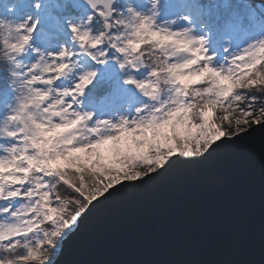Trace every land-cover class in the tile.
I'll list each match as a JSON object with an SVG mask.
<instances>
[{
	"label": "clouds",
	"instance_id": "obj_1",
	"mask_svg": "<svg viewBox=\"0 0 264 264\" xmlns=\"http://www.w3.org/2000/svg\"><path fill=\"white\" fill-rule=\"evenodd\" d=\"M7 2V13L0 15V75L3 76L7 85V98L0 108V141H3L5 146L19 144L20 148L19 154L12 157L11 166L0 164V190L11 183L18 182V180H13V177L20 174L21 171L25 178L30 177L27 182L32 184L36 183V175L41 170L50 176L54 172L61 173L60 179L53 181L51 190V195L55 196L58 201L57 209L53 210L50 204L42 209L60 222L64 217L72 216V211L77 209L82 211L87 207V205L79 206L80 196L87 200L88 195H92V197L96 195L94 190L98 189L103 182L101 180L103 172L98 170H107L108 164L111 162L136 160L135 170L137 172L141 168H145L149 172L155 171V168L145 166L136 157L143 155L148 158L154 149L158 151L160 147V144H150L149 142L153 139L154 133L158 131L153 118L157 116L161 105L169 98L172 90L170 81L175 80V83L180 85L184 91L178 97L180 104L169 120L168 127H171L175 121H184L189 132L192 129H197L200 134H203L209 125L212 128L227 126L230 129L245 123V118L241 117L238 111L229 112L223 107L216 108L214 119H209L213 116L211 101L215 100L218 92H222L227 99L226 89L232 87V82L221 77L215 71L207 70V60L212 57L208 56L207 50L199 52V49L204 47L203 45L190 43L189 36L177 34L192 31L177 27L181 23L178 17L168 19L162 17V0H144V8L135 12V15H133L135 5L132 0H128L124 9L112 7L116 0H95L93 13L84 24L89 26L92 20L97 21L98 27L95 30L103 34V43L109 45L106 51L116 43L108 35L109 31H121L123 28L121 31L123 36L128 31L126 27H123L125 22H134L135 18L142 13L151 20V27L141 30L136 35L137 42L131 46L132 50L116 55L112 61L117 65L122 82L136 81L141 69L148 70L142 78L140 87H137L136 83H125V87L129 88L134 97L143 103L133 101L124 107V112L132 116L133 119H145L148 122L143 126H133L130 132L121 133V136L131 134L133 137L125 155L100 159H97L95 154L85 156L89 150H81L78 146L96 135L92 129L96 128L100 135H108L109 127L98 123L93 116L87 114V110L82 107L83 97L80 90L73 89L72 91H75L76 94L69 96L61 94V91L55 89L51 84L47 85L46 91L32 86L34 83H46L45 76H48L53 82L61 77L67 79L71 71L82 68V65L79 62H73L72 69L65 71L61 55L54 51L46 52L40 49V55L33 67L29 68L30 62H26L25 57L30 50H32V55H36V50L32 44L33 32L28 29L30 20L36 18L18 15L16 0H7ZM31 3L35 11L41 10V0H31ZM250 3L264 4V0H250ZM104 17L108 19L106 20ZM36 27V23L32 22L31 28L34 30ZM91 30L92 28L89 27V31ZM169 33L172 34L169 35ZM189 48L197 51L193 64H168L169 58L175 57L178 61L182 59ZM79 49L81 53L79 60L97 54L96 49L87 41L80 43ZM228 49H231L230 45L225 47L223 52L212 53V56L220 59L221 66L230 56L236 54V50L229 51ZM59 51L63 52V45ZM57 59L61 60L60 65L56 64ZM253 59L257 63L264 61V48L254 56H249L250 63ZM36 66L40 68V75L30 76ZM255 66L253 64V67ZM51 72L56 74L50 75ZM26 77L29 79H25ZM235 83L238 85L239 80ZM258 91L264 92V88H260ZM189 98L194 103L190 108L183 107V101ZM137 108L140 111H137ZM226 117L228 118L226 119ZM113 118L105 117L104 119ZM256 118L264 120V112L258 113ZM245 130L247 129L237 127V130L231 135L239 134L240 131ZM181 140V138H174L169 141L179 142ZM73 145L77 147H73ZM209 146L210 144L206 145L204 151ZM144 148H147V151H140ZM60 149H66V154H58ZM134 149L135 154L133 155ZM30 153L31 155H29ZM195 154L202 155L203 153ZM79 157H84L86 163L68 165L69 161ZM21 165H23L22 169ZM107 178L104 176L105 180ZM113 182L118 181L114 180ZM40 232L47 234L44 236V258L40 262L28 260L25 264H47L52 251L48 240H52L53 236L50 235L51 229L47 224L40 228Z\"/></svg>",
	"mask_w": 264,
	"mask_h": 264
},
{
	"label": "snow or ice",
	"instance_id": "obj_2",
	"mask_svg": "<svg viewBox=\"0 0 264 264\" xmlns=\"http://www.w3.org/2000/svg\"><path fill=\"white\" fill-rule=\"evenodd\" d=\"M6 0H0L4 3ZM128 0H116L112 5L116 9H124ZM189 6L190 14L187 16H179L181 23L177 27L192 30L177 33L178 35L189 36V42L193 44L203 45L199 52L207 50L208 56L212 57L207 60L208 71H215L221 77H225L232 82V87L226 89L228 92L225 99L222 92H218L215 100L211 101L213 105L214 119L215 110L218 107L238 111L240 116L245 118L247 123L251 118L253 123H259L257 114L264 112V92L258 91L264 88V61L257 63L255 59L249 62V56H254L260 49L264 48V4L250 3V0H239L235 5L232 0H220L222 7L230 10L229 15L223 18L222 27L231 33L232 40L235 41L236 54L230 56L221 66L220 59L212 56V53H219L216 42L213 40V32L209 23L204 19L205 6L201 0H184ZM95 0H41L40 7L45 11H35L29 0H16V13L26 17L37 16L35 20H30L29 31L33 32L32 44L36 55H32V50L25 57L29 61V68L33 67L34 62L40 55L39 50L46 52L54 51L63 57L64 70L72 69L73 62H79L82 68H76L71 71L68 78L61 77L53 82L48 76L44 77L46 83H34L33 88L47 90V85L51 84L55 89L61 91L63 95H75L73 89L80 90L83 97L82 107L87 110V114L93 116L98 123L105 124L109 127L108 135H100L96 128L92 131L96 135L92 136L87 142L78 147L88 149L85 156L96 155L97 159L108 158L110 156L125 155L130 143L132 135L121 136L123 132H130L133 126H143L148 121L145 119H133L132 116L124 112V107L130 102L143 103V101L135 98L132 91L125 87V83H136L137 87L141 86L147 69H141L136 77V81L122 82V78L117 71V65L113 63L116 55L124 54L135 44L136 35L143 29L151 27V20L146 18L142 13L135 18L134 22H125L123 27L128 31L122 36L121 31L111 30L108 35L112 37L113 44L110 50L108 44L102 41L103 34L96 31L98 27L97 21L92 20L91 25L85 26L84 22L89 20L93 13ZM144 4L135 5L133 15L144 8ZM3 13L0 12V15ZM100 18L99 15L97 17ZM104 19H108L104 17ZM43 20V24L41 23ZM35 22L36 29L31 28V23ZM109 20V24H110ZM119 23V21H117ZM107 26V25H106ZM89 27L92 28L89 31ZM203 33H206L203 34ZM172 33H169L171 35ZM75 37V39H73ZM27 40V37H25ZM87 41L96 49L97 54L90 55L84 60H79L81 55L79 44ZM61 45L63 52L60 53ZM225 48L223 49V51ZM231 51L232 49H228ZM197 55L195 49L189 48L179 61L177 58H169V65L176 64H193ZM50 63V61H49ZM61 60L57 59L56 64L60 65ZM253 64L256 66L253 67ZM134 64V68H135ZM123 67V65H121ZM201 67H203L201 65ZM194 71V69H193ZM51 72L50 75H55ZM40 75L39 66L30 73V76ZM247 77L246 79H243ZM25 79H29L26 77ZM239 80L237 85L235 82ZM172 90L169 98L161 105L158 114L154 119V123L158 131L154 133L150 144L167 143L174 138L183 139L188 135V128L184 121H175L169 128L168 122L173 117L174 111L180 104L178 97L181 96L184 89L170 81ZM86 85V87H85ZM203 87L202 85H197ZM190 87V85H189ZM4 93L0 92V108H2L5 100ZM194 103L190 98L183 101V107L190 108ZM137 111H140L137 108ZM156 111V109H154ZM105 117H114L113 119H104ZM228 117H226L227 119ZM239 123V121H238ZM225 132L221 131L219 136H215L213 141L224 136ZM111 142L110 144L107 142ZM73 147H77L73 145ZM19 144H8L5 146L0 141V164H8L11 166L12 157L18 155ZM58 154H66V149H60ZM168 155L173 153L169 151ZM184 156L194 155L190 150L182 153ZM31 155V153L29 154ZM145 166L153 163L150 160H141ZM73 163L84 164V157L74 158L69 161L68 165ZM164 161H157L156 166L161 167ZM138 166V165H137ZM21 169L23 165L20 166ZM141 174L137 172L135 176H127V179H136ZM61 173L54 172L51 176L41 170L36 175V183L27 182L29 178H25L22 174L13 177L18 180L16 183L0 190V264H25L28 260L40 262L43 260L45 252L43 249L44 236L40 228L46 224L51 229V236H55L61 228V222L57 218H53L49 213L43 211V207L50 204L53 210L57 209L58 201L55 196L51 195L53 181L60 179ZM111 186V185H110ZM103 192H98L92 199H96ZM91 203V200L88 201ZM78 211L76 215L71 216L75 221L77 216L83 212ZM48 245L52 246V240H48ZM59 249H56V253Z\"/></svg>",
	"mask_w": 264,
	"mask_h": 264
},
{
	"label": "water",
	"instance_id": "obj_3",
	"mask_svg": "<svg viewBox=\"0 0 264 264\" xmlns=\"http://www.w3.org/2000/svg\"><path fill=\"white\" fill-rule=\"evenodd\" d=\"M246 129L109 187L51 264H263L264 120Z\"/></svg>",
	"mask_w": 264,
	"mask_h": 264
},
{
	"label": "rangeland",
	"instance_id": "obj_4",
	"mask_svg": "<svg viewBox=\"0 0 264 264\" xmlns=\"http://www.w3.org/2000/svg\"><path fill=\"white\" fill-rule=\"evenodd\" d=\"M59 3H63V0H58ZM134 5L137 4H144V0H132ZM163 2V11H162V17L164 19L172 18V17H179V16H187L190 14V9L189 6L184 0H162ZM29 3H31V0H29ZM224 9V8H220ZM8 11V2L0 3V12L3 14H6ZM45 9L42 7L40 12L43 13ZM33 18H37L36 15L33 16ZM41 23L43 24V20H41ZM222 24V22H219ZM223 29V28H222ZM206 35V33H203ZM215 42L217 44V48L219 52H223V49L225 47H228L229 45L231 46L232 50H238L236 47V43L234 40L231 38V33L222 30L221 34L218 36V38L215 39ZM227 55V53H225ZM29 62V61H26ZM0 92H4L3 97L4 100L7 98V85L3 79V76L0 75ZM252 121L251 118L248 119V122ZM247 122V123H248ZM246 124V123H244ZM244 124H239V125H244ZM236 126L235 128H240ZM248 125V124H246ZM170 128V126H169ZM245 129V128H244ZM223 131L225 132L221 127L218 128H212L210 125L207 129L204 130L203 134L199 133V130L197 129H192L190 132H188V135L184 137L181 141L175 142V141H168L166 144L161 143L160 147L157 150H153L152 154L146 158L143 155H139L136 157V159L141 160H150L153 163L148 165L147 167L150 168H155V171L159 170L160 168L164 167L167 165L169 160L173 156H178L179 158H182L183 160L191 159V158H197L202 156L203 154L206 153V151L210 148L213 142V138L215 136H219L220 132ZM228 133L225 132V135ZM210 144L209 147H207V150L204 151V148L206 145ZM191 151L194 153V155L190 156H184L182 153L186 151ZM140 151H147V148L141 149ZM171 151L173 154L168 155L167 153ZM197 152H202V155H196L195 153ZM135 154V149L133 151V155ZM157 161H164L163 165L161 167L156 166ZM137 161L136 160H128V161H113L110 164H108V169H100L98 171L103 172V175L101 176V179L103 182H105L108 186L111 184H114V180H121V179H127L126 177L131 175L135 176L137 174V171L135 170V165ZM154 171V172H155ZM148 173L145 168H141L139 170V173ZM153 172V171H150ZM143 174V175H144ZM104 176H107L108 178L105 180ZM142 176V175H140ZM123 177V178H121ZM139 177V176H138ZM116 183V182H115ZM75 214H72V216ZM75 221H72L71 216L69 219H63L61 221V228L60 230L56 233L55 236L52 238V251L49 256V259L47 261V264H51L53 259L57 256L56 249L60 247V242L61 239L64 237V233L67 229H69L71 226L74 225Z\"/></svg>",
	"mask_w": 264,
	"mask_h": 264
},
{
	"label": "trees",
	"instance_id": "obj_5",
	"mask_svg": "<svg viewBox=\"0 0 264 264\" xmlns=\"http://www.w3.org/2000/svg\"><path fill=\"white\" fill-rule=\"evenodd\" d=\"M0 78H1V77H0ZM0 87H1V86H0ZM247 124H252V121L248 122ZM239 127H242V125H239ZM243 127H246V124H245V126L243 125ZM221 128H222L223 130H225V132L228 133V134H231V133L235 132L236 129H237V128H235V127L229 129L227 126H223V127H221ZM101 180H102V179H101ZM102 184H103V182L99 185L98 189L94 190V194H98V192H101V191L104 189V186H103ZM95 192H96V193H95ZM86 195H88V194L86 193ZM87 198H92V195H88ZM79 199H80V205H79V206H80V207L84 206V205L86 204V200H84L82 196H80ZM72 212H78V209H77V210H74V211H72Z\"/></svg>",
	"mask_w": 264,
	"mask_h": 264
},
{
	"label": "bare ground",
	"instance_id": "obj_6",
	"mask_svg": "<svg viewBox=\"0 0 264 264\" xmlns=\"http://www.w3.org/2000/svg\"><path fill=\"white\" fill-rule=\"evenodd\" d=\"M219 142V141H218Z\"/></svg>",
	"mask_w": 264,
	"mask_h": 264
}]
</instances>
